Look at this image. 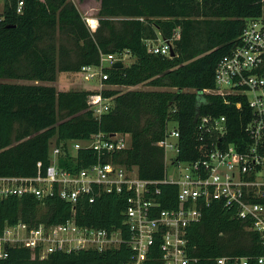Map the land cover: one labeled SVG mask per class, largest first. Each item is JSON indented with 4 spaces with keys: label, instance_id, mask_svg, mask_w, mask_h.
Returning <instances> with one entry per match:
<instances>
[{
    "label": "trees",
    "instance_id": "1",
    "mask_svg": "<svg viewBox=\"0 0 264 264\" xmlns=\"http://www.w3.org/2000/svg\"><path fill=\"white\" fill-rule=\"evenodd\" d=\"M20 1L23 6L18 12ZM99 1L98 26L92 30L73 0H4L0 12V176L45 174L53 143L63 148V168L87 167L97 161L96 152L81 148L71 156L67 141L121 132L130 136L131 143L115 153L113 161L136 166L143 179L162 180L165 153L159 142L169 122H177L181 132L179 159L194 160L203 157L197 130L201 115L226 117L222 146L234 143L240 151L249 147L253 140L245 125L252 110L246 100L239 109L237 96H227L230 101L226 102V97L201 92L215 87L217 65L238 46L247 20L264 17V0ZM160 37L172 40L174 57L149 50L146 41ZM125 53L135 58L130 65L106 68L109 88L102 94L113 100L100 118L88 105V96L98 90H58L41 83L55 82L59 72L99 65L102 54ZM142 84L152 88H116ZM259 152L264 155V144ZM159 187L160 208L176 207L178 186ZM256 201L264 204V196ZM75 205L58 195L0 198V231L18 222L51 226L72 217L80 225L126 228L127 195L123 192H102L94 202L83 196ZM187 238L191 264H218L222 256L248 257V264H258L257 258L264 254L259 233L232 216L221 201L206 207L202 218L189 225ZM159 243L156 240L149 253V264H163ZM128 256L126 244L104 251H54L44 258L37 248L13 246L0 264H120Z\"/></svg>",
    "mask_w": 264,
    "mask_h": 264
},
{
    "label": "built area",
    "instance_id": "2",
    "mask_svg": "<svg viewBox=\"0 0 264 264\" xmlns=\"http://www.w3.org/2000/svg\"><path fill=\"white\" fill-rule=\"evenodd\" d=\"M22 6L20 1L18 12L22 11ZM146 42L150 51L171 57L172 40L160 37ZM124 55L126 53L102 54L99 65L84 66L81 73L85 78L98 79L103 85L109 77L106 68L116 61L123 62ZM263 63L264 17L261 16L247 20L240 43L217 65L215 87L201 92L226 97V102L230 101L227 96H237L239 109L246 100L252 115L245 131L253 142L244 151L234 143L222 146V136L227 130L225 116L201 115L197 119V130L203 157L179 159L181 132L175 121L159 142L165 153L166 172V158L169 157V166L176 167L173 178H168L165 173L162 180L143 179L136 166L114 162L115 153L129 148L131 143L130 136L121 132H99L85 139L67 141L71 156H76L81 148L96 152L97 161L87 167L78 170L63 168L60 165L63 148L53 143L51 162L45 174L0 176V198L25 194H34L38 198L58 195L76 206L83 196L94 202L96 195L102 192L127 195L123 211L125 229L80 225L75 217L51 226L30 227L23 222L9 224L0 231V259L6 258L13 246L37 248L44 258L54 251H104L126 244L129 256L120 264H149V253L155 241L160 240L158 247L163 264H191L187 253L188 227L199 221L204 209L215 201L223 202L232 216L258 232L264 246V204L256 201L264 196V155L259 152L264 144ZM112 100L99 89L88 96V105L95 117L100 118L110 110ZM38 165L41 166V162ZM159 184L178 186L176 207L160 208L157 201ZM227 262L248 264L249 258L222 256L217 259L218 264ZM257 263L264 264V254L257 258Z\"/></svg>",
    "mask_w": 264,
    "mask_h": 264
},
{
    "label": "rangeland",
    "instance_id": "3",
    "mask_svg": "<svg viewBox=\"0 0 264 264\" xmlns=\"http://www.w3.org/2000/svg\"><path fill=\"white\" fill-rule=\"evenodd\" d=\"M76 5L78 6L79 10L81 11L83 17L87 21L88 25L92 20H97L98 19V12L100 8V1L99 0H85V1H80V0H73ZM4 8V0H0V12H2ZM160 43V42H159ZM124 65H130L135 58L130 56V54H126L123 57ZM105 65H110L109 62H105ZM20 82H25V83H31L29 81H20ZM46 85H54L58 90H83L86 87H91V90H99V89H105L109 88L107 85L99 82L98 79L96 78H85L84 74L80 72H59L57 80L55 82H41ZM119 88L121 91H126L128 89H151L152 86L149 85H138V86H119L116 87ZM175 124L173 122H169V129H171ZM55 141V139H53ZM173 156L174 154H170ZM166 165L167 167V172L166 176L168 178H173L175 176L176 172V167L173 165L169 166V157L168 159L166 158Z\"/></svg>",
    "mask_w": 264,
    "mask_h": 264
},
{
    "label": "water",
    "instance_id": "4",
    "mask_svg": "<svg viewBox=\"0 0 264 264\" xmlns=\"http://www.w3.org/2000/svg\"><path fill=\"white\" fill-rule=\"evenodd\" d=\"M176 55V52H175V50L172 48L171 49V57H174ZM113 66H124V63L122 62V61H116V62H114L113 63Z\"/></svg>",
    "mask_w": 264,
    "mask_h": 264
},
{
    "label": "crops",
    "instance_id": "5",
    "mask_svg": "<svg viewBox=\"0 0 264 264\" xmlns=\"http://www.w3.org/2000/svg\"><path fill=\"white\" fill-rule=\"evenodd\" d=\"M89 26H90L92 29H96L97 26H98V19L96 20L95 23L90 22V23H89ZM87 89H91V87H86V88H84L83 90H87Z\"/></svg>",
    "mask_w": 264,
    "mask_h": 264
}]
</instances>
